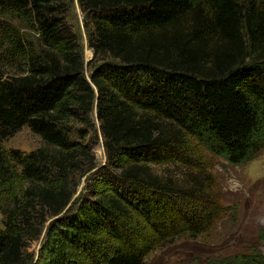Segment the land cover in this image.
Listing matches in <instances>:
<instances>
[{"label":"trees","instance_id":"obj_1","mask_svg":"<svg viewBox=\"0 0 264 264\" xmlns=\"http://www.w3.org/2000/svg\"><path fill=\"white\" fill-rule=\"evenodd\" d=\"M78 1L91 82L69 0H0V145L24 126L43 141L30 152L0 146V264H146L220 211L193 204L200 183L180 188L151 165L179 158L186 134L232 165L264 149L263 2ZM95 108L107 161L75 199L95 155L68 123ZM205 264H264V254Z\"/></svg>","mask_w":264,"mask_h":264},{"label":"rangeland","instance_id":"obj_2","mask_svg":"<svg viewBox=\"0 0 264 264\" xmlns=\"http://www.w3.org/2000/svg\"><path fill=\"white\" fill-rule=\"evenodd\" d=\"M258 1L264 3V0ZM69 2V19L83 46L85 74L88 79L91 76L89 61L93 59L94 52L88 44L84 13L79 1ZM188 23L186 21L184 25ZM84 120H73L68 124L72 137L90 147L95 155V166L77 176L75 199L89 194V185L97 182V172L107 161L105 140L96 110ZM164 128L172 130L173 133L176 131L175 126L169 123H165ZM182 140L184 153L179 158L174 156L162 163L151 165L152 172L180 188L200 183L203 191L193 204L197 208L212 205L220 211L210 222L203 225L205 229L198 235L186 234L158 245L146 256V264H205L210 258L251 252L254 247L264 254V242L258 238L259 231L264 229V149L254 160L232 165L222 157L212 154L193 136L186 134ZM42 145L41 137L28 126H24L14 136L2 141L0 146L6 151L20 149L30 152ZM97 187L100 191L108 188L98 183ZM108 191L113 192L111 189ZM52 219L53 217L49 222ZM0 227H3L1 213ZM43 239L42 235L39 240L31 242L29 251L34 253L33 262L38 260L37 253Z\"/></svg>","mask_w":264,"mask_h":264},{"label":"water","instance_id":"obj_3","mask_svg":"<svg viewBox=\"0 0 264 264\" xmlns=\"http://www.w3.org/2000/svg\"><path fill=\"white\" fill-rule=\"evenodd\" d=\"M88 81L89 82H91V76L88 78ZM97 93H98V91H96ZM98 98V97H97ZM95 110H96V113H97V115H98V111H97V109L95 108ZM70 206V204L68 205V207ZM67 207V208H68ZM44 237V236H43ZM39 256V253H37V257ZM36 261V260H35Z\"/></svg>","mask_w":264,"mask_h":264}]
</instances>
